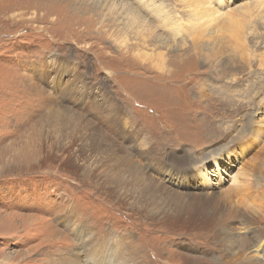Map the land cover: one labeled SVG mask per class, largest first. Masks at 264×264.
Segmentation results:
<instances>
[{"label": "rangeland", "instance_id": "1", "mask_svg": "<svg viewBox=\"0 0 264 264\" xmlns=\"http://www.w3.org/2000/svg\"><path fill=\"white\" fill-rule=\"evenodd\" d=\"M250 1L0 0V264H87L86 243L96 264H224L228 247L264 264V0ZM201 35L236 45L216 70ZM235 89L251 96L232 121L211 103Z\"/></svg>", "mask_w": 264, "mask_h": 264}, {"label": "bare ground", "instance_id": "2", "mask_svg": "<svg viewBox=\"0 0 264 264\" xmlns=\"http://www.w3.org/2000/svg\"><path fill=\"white\" fill-rule=\"evenodd\" d=\"M182 1V0H181ZM208 1V0H207ZM210 1V0H209ZM254 0H252V1H250V3L251 2H253ZM255 1H257V0H255ZM140 2V1H139ZM123 3V2H122ZM126 3V2H125ZM127 4V3H126ZM131 4V3H130ZM214 4V3H213ZM125 5V4H124ZM138 5H140V4H138ZM137 5V6H138ZM153 5V4H152ZM239 5V4H238ZM253 5V4H252ZM122 6V5H121ZM135 6V5H134ZM160 6V5H159ZM245 6H246V4H245ZM257 6H259V5H257ZM131 7V6H130ZM129 7V8H130ZM158 7V6H157ZM241 7V6H240ZM122 8H124V7H122ZM142 8H144V7H142ZM252 8V7H251ZM254 8V7H253ZM256 8V7H255ZM120 9V8H119ZM126 9V8H125ZM151 9V8H150ZM250 9V8H249ZM136 10V9H135ZM142 10V9H141ZM156 10V9H155ZM155 10H153V11H155ZM252 10V9H251ZM120 11V10H119ZM149 11V10H148ZM152 11V10H151ZM236 11V10H235ZM125 12H128L127 14L128 15H133V11L130 9V10H125ZM150 12V11H149ZM163 12V11H162ZM167 12V11H166ZM146 13V12H145ZM220 13V12H219ZM151 14H153V13H151ZM159 14V13H158ZM205 14V13H204ZM224 14V13H223ZM118 15V14H117ZM134 15H135V13H134ZM141 15V14H140ZM160 16V15H159ZM114 17V16H113ZM236 17V16H235ZM142 18V17H141ZM214 19V18H213ZM165 20V19H164ZM167 20V19H166ZM169 20V19H168ZM216 20V19H215ZM144 21V20H143ZM197 21V20H196ZM207 23H209L207 20H205ZM213 21V20H212ZM138 22L140 23V20H138ZM149 22V21H148ZM165 22V21H164ZM170 22V21H169ZM230 22V21H229ZM232 22V21H231ZM144 23V22H143ZM215 23V22H214ZM218 22H217V20H216V24H217ZM219 23H220V21H219ZM227 23V22H226ZM264 23V22H263ZM148 24V23H147ZM233 24V23H232ZM149 25H150V23H149ZM234 25V24H233ZM232 25V26H233ZM166 26V25H165ZM229 26V27H228ZM228 32H231V30H232V27H230V24H228ZM139 28H140V25L138 26ZM144 27H148V25H145V23H144ZM163 27V26H162ZM164 28V27H163ZM171 28V27H170ZM180 28V27H179ZM217 28H218V26H217ZM122 30V29H121ZM120 30V31H121ZM168 31V30H167ZM225 31H227V30H225ZM227 32V33H228ZM165 33V32H164ZM223 34H225V33H223ZM176 35V34H175ZM210 37V36H209ZM159 38V37H158ZM158 38H154V40H155V42H159L160 40H158ZM176 38V37H175ZM195 38V37H194ZM199 38V40L200 41H198V44H197V50L198 51H200L199 52V55L201 56V57H203L202 59H203V61H205V63L207 62V65H210V67H212L213 65H214V67H215V70L218 68V67H221V66H219V65H221V64H223V61L222 60H224L223 58V56H225L224 54L226 53L225 51H227V54L229 53V50H232L233 51V48L234 47H236V45H234V42H233V40H228V39H223L224 41H225V43H224V41L223 42H220L219 40H218V43H212V44H214V45H212L211 43H209L208 45H204L205 43L202 41L203 39H204V35H201L200 37H198ZM202 39V40H201ZM167 40V39H166ZM168 40H170V39H168ZM205 40V39H204ZM205 42H206V40H205ZM208 42V41H207ZM220 42V43H219ZM223 45V46H222ZM207 46H208V48H207ZM222 49L224 50V51H222ZM224 52V53H223ZM222 54V55H221ZM226 54V55H227ZM238 56V55H237ZM226 57V56H225ZM236 57V56H235ZM235 57H233V58H231L230 60L231 61H235ZM221 58V59H220ZM198 59V58H197ZM199 59H200V57H199ZM226 59V58H225ZM218 60H220V63H219V61ZM166 65V64H165ZM169 67V66H168ZM224 67V66H223ZM222 67V68H223ZM225 67L227 68L228 67V65H225ZM163 68H165V66H163L161 69H163ZM224 69V68H223ZM214 70V71H215ZM217 73V72H216ZM219 76V75H218ZM257 84H258V87L256 88V89H251V92L252 93H255V91H256V94L258 93V92H260V91H262V92H264V80H261V79H258V81H257ZM206 84H204V85H202L201 84V88H200V97H202L203 96V92H207L208 91V87H206L205 86ZM233 87V86H232ZM236 87V86H235ZM261 89H260V88ZM221 88V87H220ZM258 88H259V91H258ZM233 91V90H232ZM231 91V92H232ZM239 91H241V90H239ZM251 92H242L241 94L240 93H237L236 92V89H235V91L231 94V93H228L229 95H227V96H229V97H235V96H238V97H241V98H243V100L242 101H233L232 99H229L228 97H222V98H217V97H213V99H212V103L211 104H213L214 106H216V107H218V108H220V110H221V108H225V110H223V111H228V110H230V113L228 114V120H232L233 121V117L235 116V113L234 112H236L237 111V107L240 105V104H243V103H245L246 101H244V99H249L250 100V96H251ZM223 93H227V92H223ZM241 95H243V96H241ZM220 99V100H219ZM248 101V100H247ZM238 103V104H237ZM209 106H211V105H209ZM251 106V105H250ZM249 106V107H250ZM257 109V108H256ZM255 109V110H256ZM222 111V110H221ZM221 111H219V109L217 110V109H215V110H213L212 112H211V115H212V113L215 115V114H217V115H215V117H214V120H213V118L211 119L212 120V122L210 123L209 122V124L208 125H211V127L214 129V130H217V129H221L222 128V125L223 124H225L226 123V119H227V117L224 115V113H222ZM207 124V123H206ZM259 124V123H258ZM230 125V124H229ZM260 125V124H259ZM235 126V125H234ZM238 127V125L236 124V127H235V129L234 130H230V128H232V127H230L229 128V130L230 131H228L227 133H232V132H234L235 130H236V128ZM204 128V127H203ZM206 128V127H205ZM251 129V126L250 127H248V131ZM210 131V130H209ZM204 132H206V134H204V135H209V132H208V130H206V131H204ZM213 132V131H212ZM215 137H218V134L216 133V135H215ZM224 139V141L225 140H227L228 139V137H226V138H223ZM239 142V141H238ZM247 142V141H246ZM237 143V142H236ZM258 143V142H257ZM213 153V152H212ZM210 157V156H209ZM213 157V156H212ZM215 158V157H214ZM215 162H217V160H214ZM203 162H204V160H203ZM193 166V165H192ZM199 166V165H198ZM191 173V172H190ZM242 175V174H241ZM193 176V175H192ZM145 178H146V176H144ZM248 177V176H247ZM145 178H143V179H145ZM236 178V177H235ZM207 179V178H206ZM238 179V178H237ZM249 181V180H248ZM238 182V181H237ZM252 182V181H251ZM206 181L204 182V184L206 185ZM242 184V183H241ZM155 186V185H154ZM242 186V185H241ZM246 186V185H245ZM152 187V186H151ZM233 188H234V186H233ZM158 189V188H157ZM235 190V189H234ZM246 190V189H245ZM238 191V190H237ZM154 194V193H153ZM232 197V196H231ZM262 206V205H261ZM260 206V207H261ZM262 214V213H261ZM211 218V217H210ZM170 229V228H169ZM178 232V231H177ZM105 243H106V240H104V241H102L101 243H99V247H104L105 246ZM92 244V243H91ZM91 244H85L86 245V247H87V264H96V263H99L101 260H102V255H100L99 254V250L97 249V247H96V249H97V251L95 250L94 251V245H92L91 246ZM107 244V243H106ZM115 244V243H114ZM253 244H256V243H253ZM235 245V244H234ZM116 246V245H115ZM252 246V245H251ZM238 247V246H237ZM234 249H235V247H233ZM233 248L231 249H229V247L228 248H226L225 249V256H223L224 258H226V259H224V260H221V261H223V263L224 264H236L237 262L238 263H242V264H247V263H245L244 261H248L249 259H248V257H246V260H245V258H241L242 260H238L237 259V257H239V256H237V254H234L235 253V251L233 250ZM251 248V247H250ZM253 248H254V251L253 252H255V256L256 257H264V247H262V246H259V247H255V245L253 246ZM253 248H251L252 250H253ZM133 249V248H132ZM140 250V249H139ZM248 250V249H247ZM141 251V250H140ZM248 252H250V251H248ZM115 253H117V252H115ZM234 254V255H233ZM252 254H254V253H252ZM76 255V254H75ZM255 256H253V257H255ZM253 257H249V258H253ZM79 258V257H78ZM133 259V258H132ZM131 260V259H130ZM113 261V260H112ZM75 263H77V260L75 261ZM124 263L126 264V262L124 261ZM74 264V263H73ZM78 264V263H77ZM117 264V263H116Z\"/></svg>", "mask_w": 264, "mask_h": 264}]
</instances>
